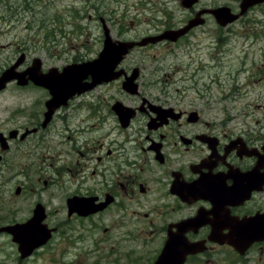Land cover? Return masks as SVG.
<instances>
[{
    "label": "flooded vegetation",
    "instance_id": "af4514ba",
    "mask_svg": "<svg viewBox=\"0 0 264 264\" xmlns=\"http://www.w3.org/2000/svg\"><path fill=\"white\" fill-rule=\"evenodd\" d=\"M92 1L88 6L93 19L106 24L113 39L142 38L126 37L123 23L131 14L127 5L121 11L117 5L106 9L107 19ZM106 1L124 6L127 0H101V4ZM177 1L186 19L177 27L166 24L168 28L144 36L191 25L171 45L201 29L214 39L215 52L220 54L232 53L227 47L232 38L241 40L243 49L248 47L257 35L256 13L264 7V1L245 7L244 0ZM141 7L134 11L143 19L155 20L160 14L159 9L150 12ZM1 20L7 21L0 15ZM103 43L101 38L94 57ZM152 46L133 47L118 66V78L71 98L56 112L49 126L74 99L83 102L89 97L84 115L72 123V140L68 136V142H60L71 151L60 152V167L54 166L51 174L49 126H42L43 119L32 113V123L29 116V123L17 126L15 113L0 119V139H4L0 142V264H155L168 243L174 246L168 257H183L181 264H264V233L245 244L236 236L244 229L264 230L262 128L230 127L235 117L207 116L196 99L179 100L161 90L148 93L142 81L144 66L132 55L144 54ZM17 55L12 63L22 60L18 72L32 66L34 58L27 49ZM40 70L48 69L41 65ZM132 75L137 89L128 93L123 85ZM8 86L23 91L35 85L18 86L13 81ZM104 87H110L106 96L91 95ZM198 94L203 100V91ZM121 111L127 120L119 119ZM55 171L60 174L54 175ZM53 194L60 198L57 208L50 206L48 196ZM72 203L74 210L69 208ZM21 245L30 249L24 257Z\"/></svg>",
    "mask_w": 264,
    "mask_h": 264
},
{
    "label": "rangeland",
    "instance_id": "374dc122",
    "mask_svg": "<svg viewBox=\"0 0 264 264\" xmlns=\"http://www.w3.org/2000/svg\"><path fill=\"white\" fill-rule=\"evenodd\" d=\"M30 1H2L0 15L7 21H0V71L18 57L17 52L20 49H27L30 57L39 59L45 69L62 70L67 65L81 63L93 57L94 51L99 47L101 30L98 21L93 19V11L89 9V0ZM227 1L237 0H215L217 3ZM92 2L99 6L102 15L107 19L108 15L104 14L106 9L115 8L117 5L121 11L127 5L131 14L124 20L123 26L127 30L126 37L131 39L164 30L168 28L166 24L177 27L187 16L177 0H150L148 3L142 0H127L123 2L124 6L110 1L105 4H101V0ZM141 6L150 12L159 9L160 14H155V20L145 15L149 18L145 20L141 14L137 15L134 11L138 9L140 12ZM166 13L172 14V17H163ZM255 18L256 37H252V41H248V47L244 49L241 40L230 39L227 47L232 49V53H216V42L200 29L174 45L160 44L145 49L144 54L132 55V58L137 57L139 63L144 66L142 81L145 83V89L150 94L161 90L179 100L196 99L199 104L196 106H200L207 116L221 120L235 117L228 126L243 128L248 125L262 128L260 133H264V7L259 9ZM79 60L82 61L74 62ZM108 88L110 87L98 88L91 91V95L106 96ZM198 90L203 91V100L199 98ZM48 97L49 95L39 87L21 91L8 86L6 91L0 94V119L15 113L17 126L29 123V116L32 123L33 113L35 119L41 120L45 111L44 101ZM88 98L83 99V102L81 99H74L67 108L60 110V116L56 115L51 125H48L46 133L50 174L54 166L60 167V152L71 151L68 145L60 146V142L72 140L71 129L75 126L72 123L84 115L86 108L83 105ZM204 103L206 105H203ZM56 155L59 156L57 160ZM69 159L73 161L74 152ZM9 160L15 158L9 155ZM58 174L60 173L55 171L54 175ZM66 186L72 187L69 182H66ZM48 197L52 208L60 205V198L57 200L54 194ZM19 215L18 213L17 216ZM56 217H59L58 212ZM60 243L67 249L68 244L63 242V237L60 238ZM122 249L125 248L122 246ZM100 250L102 251L101 248Z\"/></svg>",
    "mask_w": 264,
    "mask_h": 264
},
{
    "label": "water",
    "instance_id": "95a60500",
    "mask_svg": "<svg viewBox=\"0 0 264 264\" xmlns=\"http://www.w3.org/2000/svg\"><path fill=\"white\" fill-rule=\"evenodd\" d=\"M257 1L259 0H252V3L250 2L248 5L250 6ZM225 16H228L227 12L225 13ZM196 24L197 23H195V25ZM189 28H191V25H188L186 28L179 31H166L159 36H146L139 42L112 41L108 30L104 28L105 38L103 49L96 59L83 63L67 65L61 71H58L56 68H51L46 73L41 72V62L37 59L33 61L32 66L26 71L19 73L16 69L19 67L22 60L18 59L0 75V90H2L6 84L12 80H17L18 85H24L27 83V80H30L35 85L46 89L50 95V99L45 103L46 112L44 114V124H42V126H45L54 112L60 108V106H65L69 99L89 91L99 84L108 83L111 80L116 79L121 73L120 71H116V68L131 48L135 46L142 47L150 43L154 44L162 40L174 42L180 36L185 34ZM134 79L135 75H132L127 79L128 82L123 85L124 90L128 93L136 92L137 85L134 83ZM119 116L120 120L128 119V116L125 115L124 111H121ZM73 201L74 199L70 200V202ZM69 208L74 210L75 205L72 203ZM244 230L236 232V236L241 240H244L243 244L259 240L264 233V230ZM32 246L33 245H31V247ZM173 248L174 246H170L168 244L165 252L161 254L159 260H157L155 264H165L166 260L167 264H181L183 257L178 260L168 257L167 252ZM240 248L243 247L241 246ZM19 250L24 257L28 254L30 249L26 245H21ZM25 250H27L26 253H24ZM188 250L189 248L187 247L186 252Z\"/></svg>",
    "mask_w": 264,
    "mask_h": 264
}]
</instances>
